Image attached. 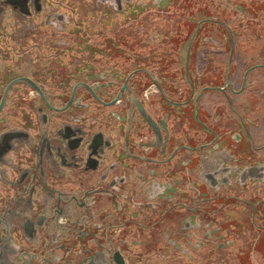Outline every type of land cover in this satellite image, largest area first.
<instances>
[{
    "label": "flooded vegetation",
    "instance_id": "af4514ba",
    "mask_svg": "<svg viewBox=\"0 0 264 264\" xmlns=\"http://www.w3.org/2000/svg\"><path fill=\"white\" fill-rule=\"evenodd\" d=\"M0 264H264V0H0Z\"/></svg>",
    "mask_w": 264,
    "mask_h": 264
},
{
    "label": "rangeland",
    "instance_id": "374dc122",
    "mask_svg": "<svg viewBox=\"0 0 264 264\" xmlns=\"http://www.w3.org/2000/svg\"><path fill=\"white\" fill-rule=\"evenodd\" d=\"M228 16H223L221 19H222V21H224V22H227L228 23V18H227ZM235 26H237V27H240V24H236ZM252 27H247L245 30H244V32L243 33H245V34H243V33H241L240 31V34H239V41H240V43L241 42H244V41H247L248 40V38H250L251 36L250 35H253V34H255L256 32H258V29L257 28H259V27H256L255 28V30H251L250 31V33L248 34L247 33V31L248 30H250ZM253 32V33H252ZM252 33V34H251ZM248 35H249V37H248ZM255 37V36H254ZM260 51L257 53L259 56L261 55V51H262V49H259ZM241 67V66H240Z\"/></svg>",
    "mask_w": 264,
    "mask_h": 264
}]
</instances>
